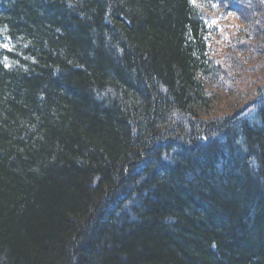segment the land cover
I'll return each mask as SVG.
<instances>
[{
    "label": "trees",
    "instance_id": "16d2710c",
    "mask_svg": "<svg viewBox=\"0 0 264 264\" xmlns=\"http://www.w3.org/2000/svg\"><path fill=\"white\" fill-rule=\"evenodd\" d=\"M2 35L0 264H264V0H0Z\"/></svg>",
    "mask_w": 264,
    "mask_h": 264
},
{
    "label": "bare ground",
    "instance_id": "6f19581e",
    "mask_svg": "<svg viewBox=\"0 0 264 264\" xmlns=\"http://www.w3.org/2000/svg\"><path fill=\"white\" fill-rule=\"evenodd\" d=\"M211 117H213V116H211ZM204 135H205V134H204ZM203 138H204V137H203ZM198 140H200V138L197 137V141H198ZM199 142H201V141H199ZM199 142H198V143H199ZM151 145H152L151 147H153L154 150H155L156 147L158 146L157 144H155V141H154V143H151Z\"/></svg>",
    "mask_w": 264,
    "mask_h": 264
}]
</instances>
